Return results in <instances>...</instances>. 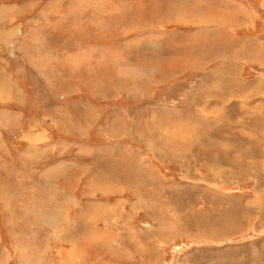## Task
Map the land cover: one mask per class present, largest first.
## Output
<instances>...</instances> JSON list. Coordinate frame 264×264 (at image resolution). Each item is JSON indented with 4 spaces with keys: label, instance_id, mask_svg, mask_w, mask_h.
I'll use <instances>...</instances> for the list:
<instances>
[{
    "label": "crops",
    "instance_id": "0c3cea01",
    "mask_svg": "<svg viewBox=\"0 0 264 264\" xmlns=\"http://www.w3.org/2000/svg\"><path fill=\"white\" fill-rule=\"evenodd\" d=\"M103 1L106 5L107 0ZM136 1L137 6L133 0H129L128 3L134 5L132 11L126 15L120 13V16L114 8L107 9L108 5H75L77 11L70 10L71 15L75 14L74 23L77 26L72 38H64L60 30L50 27L53 21H58L59 16L55 17L51 10L63 13L65 7L24 4L21 9L17 6L7 8L15 10L9 12L13 18V28L22 29L19 35L25 33L20 36L19 46L24 49L32 45L33 50L37 54L41 50L44 57L41 60L37 56L29 59L21 54L20 61L9 65V69L0 66V73L2 71L5 75L9 72L11 76L8 79L10 83H7L10 85L3 84L1 90L4 93L6 89L14 91L13 98L9 99L13 104L23 102L27 91L33 87L42 98L47 95V100L41 105L45 113L37 119L49 118L53 125L59 126L56 128L57 135L53 137H59V147L62 146V149L58 148L55 152V147H48V142L45 155L42 152V157L46 156L43 159L45 166L50 172L49 180L44 183L48 191L58 193L54 199L47 194V209L53 201L54 205H63L64 209L58 208V220L66 226L64 231L68 230V234L69 231L75 232L73 241L79 238L76 247L80 242L90 245L89 249L85 248L80 254L85 258L86 253L92 250L91 245H94L89 236L93 235V231L103 229L98 224L108 227L110 237H114L115 232H126L132 237L131 231L134 235L135 225L129 224V220L135 219L138 213L145 214V198L156 201L167 199L162 195L164 191L169 199L178 202V199L180 201L183 198L187 201L182 185L191 180V175L187 173L195 172L189 164L192 158L203 159L201 164L209 172H220L218 169L215 171V167L220 165L219 169L225 173H242L243 165L240 161L243 150L247 157L252 152L250 147L244 149V142L249 141L252 147L258 144L257 137L251 131L257 125L261 126L258 107L264 110V105H260L264 96L259 99V96L264 95V87L258 85L260 80H264V39L254 33L256 17L255 10L253 15L248 7L247 2L250 0H237L232 6L236 8L234 14L232 10L224 11L227 2L224 0ZM183 4L191 8V11H179ZM212 7L217 10L213 13L205 12ZM222 7L225 9L221 10ZM26 13L30 17L21 25L17 18ZM81 24L83 28L90 29L89 38L83 37ZM131 29H138V34L132 33L135 31ZM37 30L46 36L41 34L42 37L37 38L34 34L31 39L32 32ZM241 31H245L244 34L240 35ZM12 33L4 41L0 39L5 52L2 57L11 51L9 44L17 42L19 35ZM9 37L14 38L8 40ZM44 37L48 43L43 41ZM87 40H91L89 45L92 52L88 64L82 59ZM98 48L105 49L107 56L102 61L109 58L107 65L98 61ZM228 54L229 58H226ZM228 63L237 67L238 72L231 71ZM99 67L107 70L106 75H98ZM243 78L244 82L241 80ZM31 80L35 81L33 86L27 83ZM121 100L129 102V106L138 104L139 108L135 107L137 114L130 117L133 121L130 125L135 127L133 131H138L137 148L127 145L125 141L116 140L123 134L127 135L125 129L121 128L126 126L125 118L112 119L111 125L117 126L115 135L105 128L93 134L101 117L98 110L105 109L106 104L118 109ZM67 102L72 105L65 104ZM73 105L74 108L71 107ZM4 109H9L11 113L5 115L1 112ZM3 117H9V124L13 125L12 108H0V121L7 123ZM153 117L162 120L160 127H164L162 123L172 127L173 133L168 145H165L167 141L153 135L157 138L155 141L164 143L163 148L158 145L156 147L145 138L144 127L151 131L156 126ZM37 119L26 125L20 124L21 129L13 133V137L18 135L15 140L24 139L26 143L34 141L32 136L23 135L27 139L21 135L29 131ZM5 126L7 124L0 122L2 135L7 131ZM40 126L41 123L37 122L34 133L43 132L46 135L47 128L37 130ZM245 130H248V134L243 136L242 131ZM43 133V139L34 141L41 148L45 139ZM47 140H51V137ZM147 142L153 153L159 156L169 154L172 166L182 168L177 170V175L181 173L180 179L178 176L174 179L172 174L164 177L168 189L160 187L161 182L156 180L162 177L156 173L151 176L155 184L145 177V164H148L143 156L147 153L140 149L145 148ZM166 146L175 150L167 152ZM24 150L27 152V145ZM148 166L154 167L150 162ZM31 171H35L34 166ZM127 205L132 206L130 212L125 209ZM150 206L146 210L154 207ZM71 209L73 213L70 214ZM88 224L95 225L93 231L87 229ZM58 252L62 253V250L58 249Z\"/></svg>",
    "mask_w": 264,
    "mask_h": 264
},
{
    "label": "rangeland",
    "instance_id": "374dc122",
    "mask_svg": "<svg viewBox=\"0 0 264 264\" xmlns=\"http://www.w3.org/2000/svg\"><path fill=\"white\" fill-rule=\"evenodd\" d=\"M128 1L129 0H108L106 3V5H108L107 9L114 8L119 12L118 16H120V13L126 15L128 12L132 11L134 7V5L129 4ZM133 1L135 2V6H137V1ZM225 1H227L225 4L226 9L222 7L221 10H232V13L234 14L236 8H233L232 6L237 3V0H224V2ZM81 3H83L84 5H90L91 3L93 5L102 4L103 6H106L103 0H0V24L3 27V31L0 32V39L4 41L12 32H14L12 34L19 35L20 31H22V29L18 30V28H13V23H11L13 21V18L9 12L15 10L7 8L17 6L18 9H21L22 5L24 4L43 5V7L56 8L65 7L63 13H59L54 9L51 10L55 14V17H57V15L59 16L57 17L58 21H53L50 24V27L60 30L61 35L64 38H72L75 33V27L77 28V26L74 23L75 14L74 16L71 15L70 10L73 9L74 11H77L75 10V5ZM247 3L248 7L252 11L253 9L255 10L256 30L254 31V33L255 35H259L260 38L264 39V0H250ZM67 7H69V10L67 9ZM178 10L186 12L191 11V8H186V5L183 4V7L180 6V9ZM216 10L217 8L212 7V9L206 10L205 12L213 13ZM237 12H239V10H237ZM94 15L96 16V13ZM28 17H30L29 13H26L25 16H18L17 22H20L21 25H23V23L26 22L25 19ZM82 20L84 21L83 18ZM58 22L59 24L56 25ZM81 28L83 37L89 38L88 33L90 32V29L83 28V24H81ZM45 31L47 34V30ZM131 31H135L132 32L135 34H138L137 32H139L138 29H131ZM244 32L245 31H241L239 34H244ZM34 34L35 37L41 38V34L44 35L45 33L40 32L39 30L35 31V33L32 32L31 39ZM23 35H25V33H22L18 36L17 42H15L14 44H9L11 51L9 53H6L7 56L5 57L1 56L2 54H5V52L2 50L3 44L0 43V66L2 67V69L8 68V66L12 63L19 62L21 54L25 55L29 59H32L33 56H37L41 60L44 57L42 51L39 50V54H37V51L33 50L32 45H28L24 49L19 46V40H21L20 36ZM77 35L78 34H76V36ZM13 38L14 37H9L8 40H11ZM45 38L46 37H44L43 41L45 43H48L46 42ZM244 39L248 38L245 37ZM90 42L91 40L86 41L85 51H83L82 54V59L87 64L89 63L92 54L91 46L89 45ZM40 48H42V46H40ZM228 49L229 48L227 47V50ZM98 51V61L103 62L105 65H107L108 63H106V61H109V58L102 61L103 57L107 56L105 49L98 48ZM227 57L229 58V54L227 55ZM25 68L26 65L24 66V74ZM229 68H233L231 71L235 70L236 73L238 72L237 67L230 66ZM106 71V69L99 67L98 75H100L101 73H104L106 75ZM108 71L109 73H111L110 70ZM263 71L264 70H262V72ZM10 77L11 76L9 72H6L4 75L1 71L0 108L3 107L13 109V117L11 120L13 125L9 124V117H3L7 120V123L0 121L2 124H7V126H5V129H7V131H4L3 135L0 134V151H3H1L0 154V264H78V262L81 264L82 262H80L79 258L82 256H80V254L85 248L89 249L90 245L84 247L83 242H80L76 247L75 244L77 243L79 238H75L73 241L72 238L75 237V232L71 233L72 231H69V237L68 230L64 231V228L66 226L58 220V208L64 209L63 205H61L60 203L54 205L53 201V204H51L49 209H47V194L48 197L54 199L58 197V193H56L57 191H48L45 185V183L49 180L50 172L45 166L46 163L43 159H45L46 156L42 157V152L44 153L46 147L45 145L48 144V142H50L48 147H55V152L58 150V148L62 149V146L59 147V137H53V135H57L56 128H58L59 126L53 125L51 119L49 118L46 120L37 119L39 117H42L45 113L41 105H43L44 101L47 100V95H44L43 98L41 95H37L35 87L27 91V96L23 102L13 104V102L9 99L13 98L14 91L6 89L7 92L4 93L5 91L1 90L3 84L10 83L8 81V79H11ZM163 78L165 77H161V79ZM241 80H243V82L245 81L244 78ZM34 82V80H31L27 83L30 86H33ZM23 83L26 85V82ZM98 84L101 83L98 82ZM243 86L245 85L243 84ZM263 96L264 95L259 96V99ZM73 100L78 101L76 98H74ZM102 103L103 102H99V104ZM119 103L122 108L121 106H119L118 109H114L112 107H109L110 104H106L105 109L103 108L101 110H98V112L100 111L101 117L93 134L96 135L97 133H99L100 128H105L106 130L112 131L113 135H115V132H117V126L111 125L112 119L116 117L125 118L124 123H126V126H121V128L125 129L127 135L123 134L122 137H118L116 138V140L118 139L123 142L125 141L127 145L137 148L138 131L136 133L133 131L135 127L130 125L133 124V121L130 119V117L137 114L136 110L137 108H139L138 104L134 103L129 106V102L122 100L119 101ZM65 104L72 105L68 102ZM262 104L264 105V101L260 105ZM128 106L131 109L128 108V110ZM71 107L74 108L75 106L73 105ZM258 109V121L263 123V125H257V128L253 129L254 131H251L258 140V153L255 158L253 157V152H251L250 157H247L243 150V155L241 158L242 160L240 161L241 165H243L242 173H225L217 167H215V171L218 169L220 173H216L214 171L209 172L208 168L204 165L202 166L201 164L203 162V159L192 158V161H190L189 164L190 166H193L192 170H195V172L187 173L188 175H191V180L182 185L184 188L183 192H185V194L187 195V201H183L185 204L180 205L179 199L178 202L175 199H169V196H166L164 191L162 192L163 197L167 198L162 200L164 206L168 203L176 209L184 206V211H187L191 206L193 210L192 217H197L198 212H202L203 207L201 206H203L206 201H210L206 202L210 206L215 204L216 206H214L217 208L216 210H220V208H222L221 205L231 202L232 200L234 201V199L242 198V204L247 205L250 210H253L255 212L254 218L250 220L251 222L248 223L246 227L237 229V231L239 232H235V234H230L226 231H224L223 233V230H217L214 228L209 231H205L206 233H203L199 236H192L194 235L195 231L191 229H187L185 232L176 229L173 234H169L166 237H163L162 234H158L157 231L161 230V228L164 227L165 223L174 224V227L176 225V221L170 222L167 217V214L170 215L172 211L171 206H165L166 208L164 210L158 209L157 207H159V204H156V200H153L152 198H145L143 200V202H147L146 206L143 208L145 214L138 213L135 219L129 220V224L135 225L134 235L131 231V240L128 238L126 232H115V236L110 237L108 235L109 231L106 225L98 224V226L103 229L93 231L95 225L92 226L88 224L89 227L86 228L89 231H93V235H90L89 239L91 238L93 240L96 237L98 239L93 240L94 244L99 243L98 250L97 248L94 249V245H91L92 250L86 253V257H88L89 262L92 264L96 263V261L97 264H114V262L109 259L110 256L119 257L123 253L124 257L121 259H123L124 261L129 260L128 264H130V261L135 260L134 256L131 255L136 254V252L132 248L136 246L135 249L138 251V249H140L144 245L143 243H151L152 246H155L156 248L157 258H155L151 264H208L207 261L209 260L217 264L222 255L227 252H230L234 255L236 263L248 264L246 261L252 258L251 251L257 250L258 248L260 250H264V246L262 245V243L264 242V120L260 119L264 116V113H262L264 111L260 107H258ZM1 112L5 115H9L11 113L9 109L1 110ZM51 112L56 111L51 110ZM225 116L227 117L228 114H226ZM35 118L37 120H35L33 127L29 131L23 132L21 136L28 135L27 137H29V135H33L32 138L34 141L39 140L40 138L43 139V132L34 133L36 123H41V126L37 127V130L47 128L46 135L43 133L45 138L43 148L37 146V144H35V142H33L32 140L29 141V143H26V140L24 139L22 140L18 138L19 141L18 139L16 141L15 137L18 135L13 137L14 131L21 129L20 124L26 125L29 121L31 122ZM46 123L48 124V126L46 125ZM162 125L166 128L169 127L163 123ZM118 127L120 128V126ZM11 128L13 129L10 131ZM145 128L146 127H144V133L146 136L145 138L148 139L150 143L155 144L156 147L158 145V147L163 148L164 143L162 141H155L154 139L157 138L153 136L154 134L149 132V128ZM30 131L32 132V134H30ZM247 134L248 130L242 131L243 136ZM24 136L23 138H27ZM48 137H51V140H47ZM98 140L100 141L101 139L99 138ZM31 143H33L34 145H32ZM148 144L149 143L147 142L145 148H141L140 150L147 153L146 156L143 157H146L148 165L150 162V164H152L154 167L145 164V170H147V174H145V177L148 180L152 181L151 178L153 177L151 176L156 173L158 177H162L160 180H156L158 182H161L160 187L168 189V185L166 183L167 179L164 177H169V175L172 174L174 179H176L177 176L178 179H180L181 173L177 175V170H181L182 168L172 166L169 154L163 153V155L159 156L153 153L148 147ZM166 144L168 145L169 142H166L165 145ZM26 145L28 148L27 152L24 150V147ZM245 146H248V144H246V141L244 143V147ZM166 147L167 152L170 149L175 150L174 148H169L168 146ZM21 149L23 151H21ZM6 152L9 153L6 155ZM61 154L63 155L62 158H64L65 156L63 154V151L61 152ZM31 156L36 158L32 159ZM22 162H24V165ZM195 162L196 164L193 165V163ZM32 166L35 167L34 172L30 170L32 169ZM50 176H52V174H50ZM152 182L155 184V181ZM169 186L171 187L172 185L170 184ZM52 193H54V195L52 196L53 198L51 197ZM110 198L113 200V196H111ZM150 205H154V207L151 210H146L148 207H152ZM94 208H99V206L96 205V207ZM131 208V205H127V207H125V209L129 212L131 211ZM65 209H67V207ZM244 212H246V209H244ZM69 213H73V209H71ZM217 214H219V212L209 214V220H212L214 217H216ZM50 219L55 220L54 224L57 225L50 227L48 225ZM179 220H182V218ZM72 229H74V227H72ZM207 232L209 235L207 234ZM156 233L158 235H156ZM159 235L160 237H158ZM201 237L205 239H201ZM120 239L123 241L122 243L125 246V252H123V249H121L122 252L121 250H118L116 253V249L114 248V246L121 244ZM46 242L48 243V246H46ZM130 243L132 246L130 245ZM140 244L142 246H140ZM127 246H129V248H127ZM202 247L205 248V252L203 254H201ZM112 248L114 249V253L110 255V252H112ZM58 249L62 250V253H59ZM203 257H205L207 261H204Z\"/></svg>",
    "mask_w": 264,
    "mask_h": 264
},
{
    "label": "bare ground",
    "instance_id": "6f19581e",
    "mask_svg": "<svg viewBox=\"0 0 264 264\" xmlns=\"http://www.w3.org/2000/svg\"><path fill=\"white\" fill-rule=\"evenodd\" d=\"M108 1V0H107ZM217 44H221V42H216ZM250 45V44H249ZM243 48V47H242ZM249 49V48H248ZM253 56V55H252ZM260 56V55H259ZM226 57V56H225ZM228 58V57H226ZM225 63V62H224ZM227 63V62H226ZM228 65H230L228 63ZM231 66V65H230ZM235 67V66H234ZM233 69V68H232ZM231 69V70H232ZM224 70V69H223ZM237 70V69H236ZM235 71V70H234ZM234 73V72H233ZM231 74V73H230ZM237 76V75H236ZM217 79V78H216ZM220 79V78H219ZM236 81V80H235ZM234 81V82H235ZM251 82V81H250ZM220 84V83H218ZM258 84V83H257ZM252 85V84H251ZM258 85H263L264 87V80H260L259 81V84ZM220 86V85H219ZM241 88V87H240ZM239 88V89H240ZM259 88V87H258ZM262 89V87H261ZM264 89V88H263ZM251 90V89H250ZM239 92V91H238ZM253 92V90H252ZM264 92V90H263ZM221 94V93H220ZM256 94V93H255ZM258 95V94H257ZM210 98V97H209ZM252 102V101H251ZM246 104V103H245ZM224 106H222L223 108ZM256 108V107H255ZM225 109V108H224ZM259 110V109H258ZM257 110V111H258ZM221 111V110H220ZM226 111V110H225ZM264 111V110H263ZM219 112V111H218ZM212 118V117H211ZM216 119V117H215ZM260 119L264 120V117H261ZM153 121L155 122L156 126L154 127L153 130L149 131L150 133H153L154 135H157L159 137H162V139H164L165 141L169 142L170 138H171V133L172 130L170 127H160L159 126V123H160V120L155 117H153ZM261 126L263 125V123H261ZM248 125V124H247ZM250 128H252L250 126ZM176 129V128H175ZM187 129V128H186ZM249 129V128H248ZM254 129V128H253ZM180 131V130H179ZM256 131V130H255ZM31 132V131H30ZM29 132V133H30ZM182 132V131H181ZM186 132V131H185ZM160 135H159V134ZM176 133V132H175ZM174 133V134H175ZM183 133V132H182ZM32 134V132L30 133ZM34 134V133H33ZM178 134V133H177ZM176 134V135H177ZM185 135V134H184ZM28 136V135H27ZM30 136V135H29ZM33 136V135H32ZM174 137V136H173ZM37 138V137H36ZM40 138V137H39ZM33 139V138H32ZM35 139V138H34ZM41 139V138H40ZM36 140V139H35ZM31 141V140H30ZM251 141V140H250ZM34 142V141H33ZM253 142V141H252ZM258 142V141H257ZM241 143V142H240ZM245 143V142H244ZM32 145H34L33 143H31ZM36 144V143H35ZM246 144H248V146H245L244 149L246 147H250L252 149V152H253V157L255 158L256 155H257V147H252L251 143L249 141H246ZM237 148V147H236ZM37 149V148H36ZM39 149V148H38ZM47 149V148H46ZM227 149V148H226ZM40 150V149H39ZM231 150V149H230ZM43 151V150H42ZM229 151V150H228ZM236 151V150H235ZM249 151V150H248ZM39 152V151H38ZM227 152V150H226ZM232 152V151H230ZM229 152V154H230ZM35 153V152H34ZM228 154V155H229ZM231 155V154H230ZM230 157V156H229ZM235 157V156H234ZM233 158V157H232ZM255 162V160H254ZM23 165H24V162H22ZM218 163V162H217ZM114 164V163H113ZM27 165V164H26ZM102 165V164H101ZM212 165V164H211ZM7 166V165H6ZM217 166V165H216ZM219 167L218 168H221L220 165H218ZM29 169V168H28ZM231 169V168H230ZM31 170V169H30ZM29 170V171H30ZM220 173V172H219ZM197 182V181H196ZM194 183V182H193ZM214 183V182H213ZM2 193V192H1ZM216 195V194H215ZM214 196V195H213ZM171 197V196H170ZM173 197V195H172ZM221 197V196H219ZM3 198V197H2ZM179 198V197H178ZM177 198V199H178ZM193 198V197H192ZM218 198V197H217ZM216 198V199H217ZM221 199V198H220ZM163 198L159 199L156 201V204H159V207H157L158 209H165L167 207V205L171 206V213L170 215L167 214V217H168V220L170 222H175L176 221V225L174 227V224H169V223H165L164 227L161 228V230H158L157 233L158 234H162L163 237H166L167 235L169 234H173V232L178 229L180 231H183L185 232L187 229H191L193 231H195L194 235L192 236H199V235H202L203 233H206L205 231H209L211 229H217V230H223L222 232L224 233V231L230 233V234H235V232H239L237 231V229H242L243 227H246V225L248 223H250L251 219L254 218V215H255V212L253 210H250L247 205H243L242 204V198H237V199H234V201L232 200L231 202H228L224 205H221L222 208H220V210H216L217 208L214 206V205H208L206 202H210V201H206L203 206V210L202 212H198V215L197 217H192V208L191 206L188 208L187 211H184V206H181L179 209H176V208H173L172 205H170L169 203L166 204L165 206L163 205ZM169 200V199H168ZM230 200V199H229ZM167 201V200H166ZM184 199L182 198L180 201H179V204L180 205H183L185 204L184 202ZM218 201V200H216ZM193 203V202H191ZM190 205V204H189ZM192 205V204H191ZM179 206V205H178ZM177 206V207H178ZM188 206V205H187ZM196 207V206H195ZM247 207V208H246ZM244 209H246V212H244ZM197 211V210H196ZM215 212H219V214L216 215V217H214L212 220H209L210 218H208V215L211 214V213H215ZM54 215V214H53ZM161 215V214H160ZM215 215V214H214ZM182 218V220H179ZM12 217V216H11ZM213 217V216H212ZM173 220V221H171ZM49 221V220H48ZM53 222V223H52ZM55 220H51L48 222V225L50 227H53L57 224H54ZM54 225H52V224ZM253 223V222H252ZM159 228V227H158ZM67 229V228H66ZM60 231V230H59ZM156 231V230H155ZM182 232V233H183ZM221 232V234H222ZM156 233V235H158ZM220 233V232H218ZM217 233V234H218ZM208 234V232H207ZM147 235V234H146ZM155 235V236H156ZM160 235L158 237H160ZM209 235V234H208ZM211 235V234H210ZM229 236V234H228ZM212 237V236H211ZM215 237V236H214ZM213 237V238H214ZM128 238L131 240V237L128 236ZM146 238V237H145ZM195 238V237H194ZM94 239H98V238H94ZM93 239V240H94ZM134 239V238H133ZM147 239V238H146ZM163 239V238H162ZM201 239H205V238H202ZM212 239V238H211ZM210 239V240H211ZM121 240V239H120ZM125 240H128V239H125ZM140 240V239H139ZM144 240V238H143ZM167 241V240H166ZM264 241V240H263ZM123 241L121 240V244H118L117 246H114V248L116 249V253L118 250H121L123 249V252L124 251V244L122 243ZM138 242V241H137ZM141 242V241H140ZM139 242V243H140ZM216 242V241H215ZM218 242V241H217ZM128 244V242H127ZM144 245L142 246L140 244V246H142L140 249H138V251L134 248H132L136 254H133L131 256H134L135 260H132L130 261V264H151L153 262V260L155 258H157V252H156V248L155 246H152V244L150 243H143ZM88 245V243L86 242H83V246L86 247ZM131 245V243H130ZM150 245V246H149ZM247 245V243H246ZM262 245L264 246V242L262 243ZM132 246V245H131ZM134 246V245H133ZM262 246V247H263ZM94 249L97 248V250L99 249V243H96L94 244ZM138 247V246H137ZM209 247V246H208ZM127 248H129V246H127ZM131 248V247H130ZM21 249V248H20ZM208 249V248H207ZM112 252H110V255H112L114 253V249L112 248L111 249ZM128 250V249H127ZM130 250V249H129ZM141 250V251H140ZM210 250V249H209ZM259 251V252H258ZM10 252V251H9ZM8 252V254H9ZM20 252V251H19ZM120 252V251H119ZM122 252V250H121ZM201 254H203L205 252V248L202 247V250H201ZM208 252V251H207ZM258 252V253H257ZM209 253V252H208ZM257 253V254H256ZM126 254V253H125ZM120 255V254H119ZM251 256L252 258L250 260H247L246 262L248 264H264V250H260L259 248L257 250H253L251 251ZM124 255L123 253L121 254V256L119 257H115V256H110V260H112L114 262V264H122V262H124L123 264H128L129 260H123L121 258H123ZM126 258V257H125ZM80 262H82L81 264H91L89 262V259L88 257L85 258V257H80ZM248 259V258H246ZM203 260L204 261H207V259L205 257H203ZM1 262V261H0ZM97 262V261H96ZM208 264H215V262L213 261H207ZM94 264V263H93ZM217 264H238L236 263L235 261V258H234V255L230 252H227V253H224L221 257V259L217 262ZM241 264V263H240Z\"/></svg>",
    "mask_w": 264,
    "mask_h": 264
}]
</instances>
